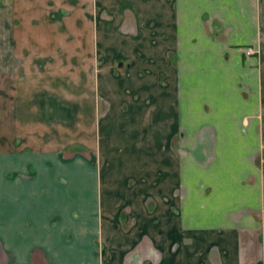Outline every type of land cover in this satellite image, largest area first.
<instances>
[{"label": "crops", "instance_id": "1", "mask_svg": "<svg viewBox=\"0 0 264 264\" xmlns=\"http://www.w3.org/2000/svg\"><path fill=\"white\" fill-rule=\"evenodd\" d=\"M2 25L0 264H264V0H0Z\"/></svg>", "mask_w": 264, "mask_h": 264}, {"label": "rangeland", "instance_id": "2", "mask_svg": "<svg viewBox=\"0 0 264 264\" xmlns=\"http://www.w3.org/2000/svg\"><path fill=\"white\" fill-rule=\"evenodd\" d=\"M1 28H3V29H5L6 27H5V25L3 26H0ZM164 122H165V119H164V116H159V126H160V124H164ZM137 134V136L140 138V139H142V140H144V139H146L147 137H148V132H145V131H142V132H138V133H136ZM164 131H158V139H164ZM83 150H85V149H83ZM135 151H137V152H139V151H143V149H140V150H138V149H135ZM98 165H102V159H101V157H100V159H98ZM107 166V168L109 169V167H111V173H112V175H113V177H114V175H116L118 172L117 171H119V169H117V168H119V167H121V166H123V165H117V164H107L106 165ZM141 166V165H140ZM145 165H143V167H144ZM137 168V167H139V165H131V168ZM145 177V176H144ZM136 178V175H134L133 174V176L131 177V180L129 181V183H131L134 179ZM88 188H90V185L88 184V186H87ZM116 199V198H115ZM114 199V200H115ZM146 200H147V203H148V205H149V208L150 207H152V204H151V201H150V198L149 197H147L146 198ZM112 205H111V209L112 210H114L115 209V201H113L112 203H111ZM129 210L128 209H125L124 211H122L119 215H121V217L119 218L120 220H123V221H121L123 224L125 223L124 222V220L125 219H127L128 217L127 216H129L130 215V213L128 212ZM105 215H107L108 217H110V218H113L114 216L116 217V216H118L117 214H115V213H113V212H106L105 213ZM129 222V221H128ZM130 223H132V221H130Z\"/></svg>", "mask_w": 264, "mask_h": 264}, {"label": "flooded vegetation", "instance_id": "3", "mask_svg": "<svg viewBox=\"0 0 264 264\" xmlns=\"http://www.w3.org/2000/svg\"><path fill=\"white\" fill-rule=\"evenodd\" d=\"M252 52H253L252 47H248V48H247V53H252ZM98 159H100L99 156L97 157V160H98Z\"/></svg>", "mask_w": 264, "mask_h": 264}]
</instances>
